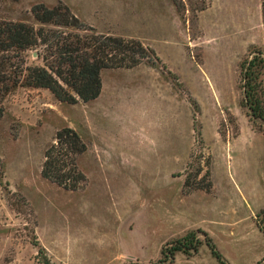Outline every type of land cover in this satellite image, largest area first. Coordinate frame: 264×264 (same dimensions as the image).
<instances>
[{
	"label": "rangeland",
	"instance_id": "374dc122",
	"mask_svg": "<svg viewBox=\"0 0 264 264\" xmlns=\"http://www.w3.org/2000/svg\"><path fill=\"white\" fill-rule=\"evenodd\" d=\"M38 4L67 6L94 29L68 32L137 39L161 63L103 70L88 103L27 86L6 97L0 264H42L36 241L51 264H221L207 237L229 264H264V122L242 106L240 68L264 51V0H0V20L39 28ZM38 52L25 53L30 65L44 64ZM65 128L87 145L78 190L42 176ZM208 158L211 190H189V176L206 183ZM191 232L198 250L171 258Z\"/></svg>",
	"mask_w": 264,
	"mask_h": 264
},
{
	"label": "trees",
	"instance_id": "16d2710c",
	"mask_svg": "<svg viewBox=\"0 0 264 264\" xmlns=\"http://www.w3.org/2000/svg\"><path fill=\"white\" fill-rule=\"evenodd\" d=\"M175 4L180 8L178 3ZM32 11L35 19L42 24L39 28L25 22L0 20V123L5 113L6 97L19 86L48 89L59 101L68 104L79 100L88 103L101 95L103 70L132 69L143 63L156 67L161 63L155 51L137 39L68 32L69 28L82 31L94 29L82 24L67 6L49 8L38 4ZM45 25L55 28H46ZM37 49H42L38 57L44 64L30 65L25 53ZM240 68L242 106L251 121L264 122V51L253 52L240 64ZM195 131L203 142L196 118ZM86 151L87 145L75 130L65 128L59 131L55 142L45 151L42 176L65 189H80L87 177L79 168L78 158ZM206 166L207 172L203 177L206 183L193 181L189 176L185 183L189 190H211L210 158ZM257 222L264 232V209L257 215ZM192 237H196L195 232L180 239L170 250L171 258L177 251H197L201 241L198 240L194 247L189 246ZM206 243L221 264H229L211 238L207 237ZM34 244L38 247L39 257L44 254L42 264H51L45 248L38 241Z\"/></svg>",
	"mask_w": 264,
	"mask_h": 264
},
{
	"label": "water",
	"instance_id": "95a60500",
	"mask_svg": "<svg viewBox=\"0 0 264 264\" xmlns=\"http://www.w3.org/2000/svg\"><path fill=\"white\" fill-rule=\"evenodd\" d=\"M36 56H37V54H36Z\"/></svg>",
	"mask_w": 264,
	"mask_h": 264
}]
</instances>
